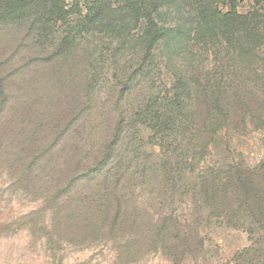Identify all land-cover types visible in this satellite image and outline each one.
I'll return each instance as SVG.
<instances>
[{
	"label": "rangeland",
	"instance_id": "rangeland-1",
	"mask_svg": "<svg viewBox=\"0 0 264 264\" xmlns=\"http://www.w3.org/2000/svg\"><path fill=\"white\" fill-rule=\"evenodd\" d=\"M106 2L108 13L101 22L90 11L92 16L79 23L78 9H72L39 36L28 22L0 23V61L5 58L12 66L7 89L12 94L0 113V134L6 136L0 156V264H175L158 251L120 263L110 245L69 244L63 231L50 226V179L33 172L52 163L46 157L44 163L32 159L44 151L58 153L59 165L67 168L59 176L64 180L82 153L91 159L98 154L120 114L124 130L108 167L131 169V156L139 151L152 161L167 153L194 169L193 174L231 156H242L251 166L264 156V124L257 120L240 131L221 133L220 146L208 137L216 130L211 125L195 139L204 86L229 71L217 42L193 43L186 54L174 56L159 40L152 56L147 55L138 40L141 0L133 6L129 0ZM87 8L80 10L84 14ZM250 8L251 1L240 3V11ZM177 19L165 9L158 22L166 27ZM190 208L182 203L179 212L186 217ZM193 236L192 253L179 264H248L264 248L261 231L250 236L211 224Z\"/></svg>",
	"mask_w": 264,
	"mask_h": 264
},
{
	"label": "trees",
	"instance_id": "trees-1",
	"mask_svg": "<svg viewBox=\"0 0 264 264\" xmlns=\"http://www.w3.org/2000/svg\"><path fill=\"white\" fill-rule=\"evenodd\" d=\"M106 1L0 0V23L19 26L28 22L32 33L38 35L72 9H78L75 17L79 23L92 12L99 23L108 13ZM129 1L133 6L138 0ZM242 1L141 0L139 7L142 29L138 40L147 55L152 56L159 40L174 56L186 54L193 43L217 42L221 47L219 56L223 63L229 62V71L219 72L214 84L204 86L195 136L202 138V129L211 125L216 130L208 137L217 146L221 145L217 140L221 133L240 131L253 120L264 124V0H248L251 8L240 11ZM82 6L88 7L84 14ZM165 9L177 16L175 24H159L158 17ZM6 61H0V113L12 94L7 90L12 66ZM120 116L98 154L91 159L82 153L64 180L59 176L67 168L59 165L58 153L44 151L32 159L44 163L45 157L50 158L51 166H36L39 169L33 173L35 177L49 176L50 226L63 231L67 243L110 245L120 263L158 251L179 264L192 253L197 229L215 224L242 229L250 236L264 233V156L252 166L242 156H231L193 174L194 169L191 172L187 164L167 153L152 161L150 155L139 151L136 157L131 156V169L127 165L108 167L124 130L126 120ZM5 137L0 134V156ZM182 203L191 207L186 217L179 212ZM263 249L260 253L256 250L247 263L264 264Z\"/></svg>",
	"mask_w": 264,
	"mask_h": 264
}]
</instances>
